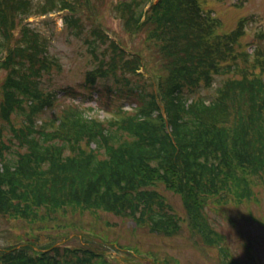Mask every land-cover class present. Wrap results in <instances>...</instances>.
Listing matches in <instances>:
<instances>
[{
  "label": "trees",
  "instance_id": "trees-1",
  "mask_svg": "<svg viewBox=\"0 0 264 264\" xmlns=\"http://www.w3.org/2000/svg\"><path fill=\"white\" fill-rule=\"evenodd\" d=\"M149 1L123 0L115 5L114 11L123 19L127 16L122 14L124 11L129 20L138 23ZM189 1L159 0L149 7L141 27L146 31L151 27L159 29L158 35H152L166 41L163 50L173 57L176 53L187 63L186 68L174 61L173 74L180 78L192 77V82L186 85V81L180 79L171 86L160 76L154 89L148 78L133 76L128 67L113 58L110 41L105 47L92 39L89 48L97 64L79 90L96 94V100L100 99L102 91L123 102L132 99L135 104L129 106L130 111L123 109V103L119 105L116 111L121 114L115 120L120 123L107 129L90 116L91 107L81 110L70 106L54 119L55 128L51 133L36 128L42 111L46 110L42 105L44 89H47L40 81L41 71L48 69L44 45L30 28L15 24L16 18L25 14L27 2L19 0L6 6L0 1V52L6 54L0 62V69L6 72L0 116L3 130L6 125L9 133L5 141L0 128L1 216L28 219L33 215V206L96 207L115 216L129 217L136 224L146 223L151 233L169 236L179 229L178 220L161 197L147 187L155 181L163 182L167 189L181 197L191 225L197 227L205 195L230 189L238 182V174L252 173V167H259L253 161L256 155L249 149V124L242 122L234 138L229 139L231 130L225 126L228 120L225 121L227 114L222 99L215 97L210 103L194 99L199 89L197 81L209 78L211 72L219 69L220 62H207L208 27L204 19L194 11L174 17ZM186 39H194L200 45L197 49L182 48L181 41ZM99 40L104 43L105 37ZM232 45L231 50L236 47ZM172 68L169 67V74ZM108 82H112L114 88L107 85ZM232 82L241 83L234 79L227 83V88ZM206 84L210 87V82ZM158 91L160 100L166 103L164 110L172 142L162 132L156 117ZM65 92L71 94L74 89L68 87ZM217 92L220 96L223 90ZM253 97L258 98L238 107L258 109L255 116L264 121V83ZM12 115L18 116V126L11 123ZM255 120L249 122L254 124ZM262 125L264 122L259 125V137ZM259 143L264 144V139ZM239 189L245 191V184ZM97 257L98 254L88 249L59 247L39 255L27 244L13 249L2 261L4 264H91Z\"/></svg>",
  "mask_w": 264,
  "mask_h": 264
},
{
  "label": "rangeland",
  "instance_id": "rangeland-1",
  "mask_svg": "<svg viewBox=\"0 0 264 264\" xmlns=\"http://www.w3.org/2000/svg\"><path fill=\"white\" fill-rule=\"evenodd\" d=\"M7 1L4 0V3ZM25 1L28 5L25 15L30 17L26 22H30V28L43 38L41 42L46 43L49 57L53 60L49 73L43 74L42 83L48 89L42 105L46 110L42 111L36 122V128H43L46 133L54 130V119L63 110H69L70 106L81 110L91 107L93 112H90V116L95 117L103 129H107L108 126L115 128L120 123L115 120L121 114L116 111L119 105L123 103L127 109L135 104L132 99L123 102L122 99L111 98L112 94L104 95L102 91L99 100H92L87 96L95 97L94 94L86 89L79 90L87 73L97 64L87 43L91 36L104 45L109 38L115 41L114 45L118 41V46L134 53L126 54L117 46L112 51L113 58L128 67L133 76H138L133 70L141 66L139 72L148 78L153 88L157 86L160 76L171 81L169 78L174 75L171 74L174 68L170 74L168 69L173 67L174 61L182 64V58L176 53L173 57L167 50H163L166 41L162 37L154 38L152 33L158 35V28L151 27L146 31V28L140 27L136 30L135 23L128 19L124 11L122 14L127 16L119 19L114 8L123 0H88L92 8L83 5V12L80 15L78 12L76 22L70 24L64 22V17L72 14L60 12L59 9L65 7L61 2ZM195 12L200 16L203 12L207 17L215 19V25L208 27L209 36L205 46L209 64L220 61L230 52L228 37L237 33L240 36L235 47V58L229 62L235 63L232 66L242 68L243 77L250 78L260 71L257 63L260 58L264 60V0H201V6L198 5ZM79 18V26H73ZM243 18L248 20L249 25L244 31L238 28V21ZM168 29H171L170 25ZM103 36L104 43L99 40ZM181 42L182 48L197 49L200 45L194 39ZM243 49L247 53L254 51L251 59ZM5 74L4 70H0V103L4 99L2 85ZM232 75H213L210 87L205 86L204 79L194 99L212 101L217 94L216 90L224 86L226 80L232 79ZM107 85H112V82ZM68 87H72L74 92L62 94V90ZM56 97L57 101L54 100ZM232 112L226 124L231 130L228 138L233 139L241 123L247 122L250 126L249 149L256 155L253 161L261 169L256 174L237 175L238 182L244 185L245 180L250 187L248 198L236 197L235 190L225 191L220 197L208 196L199 216V224L203 228L201 234L190 228L180 196L167 190L161 181H155L149 189L161 195L164 203L171 208L170 212L180 220L181 231L174 236L151 233L146 223L136 224L129 217L115 216L101 208L83 209L68 204L61 208L33 206V215L28 219L0 215V251L5 250L7 245L32 239L36 242V250L47 245L89 249L99 255L92 264H154L145 256H134L136 253L156 255L158 259L176 264H264V144L259 143L264 139V125L262 135L257 136L259 125L264 121L257 120L260 117L256 118L255 115L259 110H252L249 106H234ZM2 120L0 116L1 134L6 140L9 133L6 125L3 130ZM250 120L256 122L251 124ZM11 123L19 125L18 116L12 115ZM81 143L83 146L84 141ZM90 147L93 148V145L90 144ZM123 248H128L130 252Z\"/></svg>",
  "mask_w": 264,
  "mask_h": 264
}]
</instances>
